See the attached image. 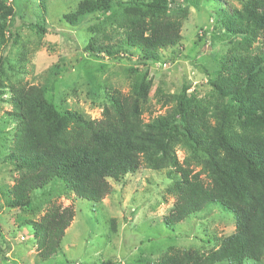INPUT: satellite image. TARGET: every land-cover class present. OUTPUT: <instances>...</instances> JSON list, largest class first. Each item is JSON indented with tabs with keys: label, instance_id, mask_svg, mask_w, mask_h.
<instances>
[{
	"label": "trees",
	"instance_id": "1",
	"mask_svg": "<svg viewBox=\"0 0 264 264\" xmlns=\"http://www.w3.org/2000/svg\"><path fill=\"white\" fill-rule=\"evenodd\" d=\"M13 2L22 18L28 0ZM43 2L45 6L47 0ZM209 2L215 1L78 0L76 10L63 21L79 26L89 17H105L96 29L102 36H94L85 52L102 60L137 57L136 63L146 67L157 61L158 51L182 42L188 7ZM215 15L231 39L211 92L197 98L158 90L157 102L168 108L149 121L144 120L148 74L137 69L131 71L135 75L130 76L128 94L112 89L100 120L70 110L61 113L47 101L42 87H13L6 122L14 126L1 130V148L4 160L20 178L6 189V206L30 208L35 193L57 186L77 199L101 204L112 193L110 181L120 182L143 167L167 171L171 184L166 193L175 199L163 219L167 228L173 230L214 204L234 215L235 231L217 239L208 251L170 248L152 264L260 263L264 258V0H241L240 8ZM15 17L14 8L0 0L2 44L17 43ZM108 25L110 33L104 30ZM35 27L45 32L43 26ZM114 36L119 39L112 43ZM178 150L186 154L182 161ZM74 218L71 207L53 205L38 221L27 220L20 227L31 229L39 255L47 261L58 253Z\"/></svg>",
	"mask_w": 264,
	"mask_h": 264
},
{
	"label": "rangeland",
	"instance_id": "2",
	"mask_svg": "<svg viewBox=\"0 0 264 264\" xmlns=\"http://www.w3.org/2000/svg\"><path fill=\"white\" fill-rule=\"evenodd\" d=\"M214 1L213 5L209 2L198 8L188 7L182 42L175 48L158 51L157 61L143 67L136 63L137 57L111 60L105 56L102 60L85 52L91 39L101 34L96 29L104 24L105 17L101 20L98 14L79 26L67 24L63 16L76 10L78 0H47L45 6L43 0H28L22 18L13 0H4L16 11L13 30L18 38L10 46V42L6 45L0 41V264H152L170 248L208 251L216 246L217 239L235 231L234 215L214 204L173 230L167 228L163 219L175 203L166 193L171 180L167 171L144 167L120 182L110 181L112 193L101 204L77 199L61 186L35 193L30 208L10 209L4 196L20 178L4 160L1 148V130L9 131L14 126L6 122L12 109L9 100L13 87H42L47 101L58 111L79 112L90 120L102 118L112 89L129 93L130 76L135 75L131 71L135 69L148 74L145 121L167 111L168 107L157 102L158 90L167 95L185 92L204 98L211 92V83L231 39L217 24L215 13L241 6V0ZM36 25L43 26L45 32L37 30ZM216 27L218 30H213ZM104 30L110 33L111 27ZM5 36L8 40V33ZM118 39L114 36L112 43ZM177 155L180 161L186 156L183 150H178ZM53 205L71 207L75 218L58 253L43 261L31 229L21 228L20 224L38 221ZM250 264H264V258Z\"/></svg>",
	"mask_w": 264,
	"mask_h": 264
},
{
	"label": "built area",
	"instance_id": "3",
	"mask_svg": "<svg viewBox=\"0 0 264 264\" xmlns=\"http://www.w3.org/2000/svg\"><path fill=\"white\" fill-rule=\"evenodd\" d=\"M22 241L25 240L24 238L21 239Z\"/></svg>",
	"mask_w": 264,
	"mask_h": 264
}]
</instances>
